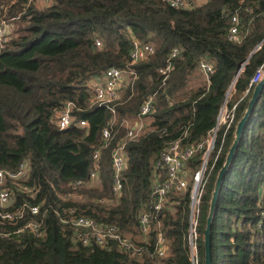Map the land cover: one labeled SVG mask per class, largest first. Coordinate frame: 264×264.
<instances>
[{
    "label": "trees",
    "instance_id": "1",
    "mask_svg": "<svg viewBox=\"0 0 264 264\" xmlns=\"http://www.w3.org/2000/svg\"><path fill=\"white\" fill-rule=\"evenodd\" d=\"M29 2L0 0V20L11 27L0 44V170L13 172L28 164L27 179L11 186L14 203L0 212L23 204L40 210L35 216L24 210L17 225L0 220V264H192L193 182L181 191L171 189L164 207L154 211L151 178L165 145L180 138L188 145L204 139L226 103L235 106L234 119L216 133L195 213V264H203L214 183L255 87L250 81L264 70V0H207L191 10L173 9L162 0H50L42 8ZM234 14L243 36L238 44L228 40ZM134 42L151 45L154 54L131 65ZM175 49L179 54L171 59ZM202 61L213 71L192 89ZM168 64L172 70L164 80L158 70ZM111 68L130 70L135 78L111 107L92 104L87 84ZM148 97L154 98V112L141 135L125 142L127 167L115 199L111 155ZM66 102L74 106V124L59 130L55 115ZM80 121L87 126L79 127ZM104 130L110 134L105 147ZM201 157L197 153L190 160L189 172L198 171ZM96 167V184L74 186L87 182ZM73 209L76 216L115 227L140 256H130L113 240L103 247L76 242L68 223ZM142 210L151 219L145 242L138 230ZM30 220L42 221L41 238L15 234ZM158 234L168 252L156 260L151 255ZM211 264H264V87L220 187Z\"/></svg>",
    "mask_w": 264,
    "mask_h": 264
},
{
    "label": "built area",
    "instance_id": "2",
    "mask_svg": "<svg viewBox=\"0 0 264 264\" xmlns=\"http://www.w3.org/2000/svg\"><path fill=\"white\" fill-rule=\"evenodd\" d=\"M42 2V5L40 2ZM169 7L177 10H191L195 6L193 0H162ZM30 4L35 6L45 7L50 3V0H30ZM230 29L228 32V40L232 43L238 44L241 42L243 36L239 32L240 20L237 14H234L230 18ZM11 27L4 19L0 20V44H5L10 35ZM96 46L100 47L101 42L96 41ZM260 45L256 47V50L260 49ZM154 54V49L149 44L133 43V48L130 54V64L133 65L139 61L146 60L148 57ZM177 49L173 50L170 58L174 59L178 56ZM199 69L208 78L212 73V66L202 61L199 64ZM172 70V65L168 64L164 68H160L158 73L167 79L168 74ZM135 77L130 73V70H121L119 68H111L107 70L103 77L87 84L91 93V103L110 106L120 98V93L125 87H127ZM264 79V70L258 69L254 77L251 79L250 84L256 85ZM163 80V81H164ZM154 98L148 97L140 106L137 114V118L134 120L132 127H128V131L124 141L117 144L111 155V170H112V195L115 199L120 197L123 184L122 174L127 167V157L124 151L125 142L138 138L143 132L144 120L153 114L154 112ZM111 107V106H110ZM74 106L72 103H64L63 107L56 113L55 120L59 130H65L74 123V117L72 112ZM235 106L229 108L226 103L221 107L215 128L202 140L195 144H184L183 138L169 142L165 145L158 156V160L153 169L152 181V206L154 211H159L164 207L167 202V197L171 189L178 191L184 190L189 181L193 182L192 194H191V217L189 221V252L190 261L192 264L196 263V240H197V222L195 220L196 208L201 196V185L204 174L207 169L208 159L214 148L215 137L220 127H228L234 119ZM79 127H86L85 121L77 123ZM128 126V125H127ZM104 147L107 145L110 134L107 130L102 132ZM202 154V163L195 173L190 174L188 171V163L197 154ZM99 157L98 152L94 153L93 159L97 160ZM28 164L23 162L20 164L16 171H3L0 170V209H8L14 203L13 195L11 192V186L22 184L27 179ZM98 180V167H96L89 176L87 182H76L75 187H91L95 181ZM20 187V186H19ZM100 203H104V200H99ZM29 211L30 215H38L40 207L33 205L29 206L23 204L20 208L12 211L0 212V220L9 222L12 225H17L23 216V211ZM69 214L72 216L69 219V224L74 228V239L82 246H90L95 244L103 247L109 240H113L118 243L119 247L130 256H140V249L136 248L134 243L124 239L119 234L118 230L113 226H100L97 225L91 219L84 216H76V211L70 210ZM150 216L142 210L138 215V230L141 238L147 240V236L151 231ZM28 233L33 238H41L44 234L43 223L41 220H30L23 225H19L15 234ZM143 241V242H145ZM168 252L167 245L164 237L161 234L157 235L154 252L151 257L162 259Z\"/></svg>",
    "mask_w": 264,
    "mask_h": 264
},
{
    "label": "water",
    "instance_id": "3",
    "mask_svg": "<svg viewBox=\"0 0 264 264\" xmlns=\"http://www.w3.org/2000/svg\"><path fill=\"white\" fill-rule=\"evenodd\" d=\"M263 87H264V79L260 81L259 83H257L252 91L251 97L248 101L246 111L244 112L242 118L239 120V122L236 125L235 132H234V139L228 150L224 164L220 168L217 174V177L214 183L213 192L211 195V200L209 203V210H208V215H207L206 222H205V229L203 232V250H204L203 264H211V225H212V221H213V217L215 213V208H216V203H217V198L219 195L220 187L224 181L226 172L234 158L238 143L244 132L247 120L252 113V110L261 94Z\"/></svg>",
    "mask_w": 264,
    "mask_h": 264
},
{
    "label": "crops",
    "instance_id": "4",
    "mask_svg": "<svg viewBox=\"0 0 264 264\" xmlns=\"http://www.w3.org/2000/svg\"><path fill=\"white\" fill-rule=\"evenodd\" d=\"M206 1H207V0H193L195 6H197V7H198V6H201V5H203V4H205ZM39 2H40V4L42 5V2H41V1H39ZM198 72H199L198 75L200 76V80H199V81L194 80V81L192 82V84H191L192 89H197V88L199 87V84L207 82V78H206V76L202 73V71L199 70ZM133 122H134V121H132L130 124H132ZM130 124L128 125V127H132ZM97 182H98V180L95 181V182L93 183V185L96 184ZM142 241H145V238L142 237Z\"/></svg>",
    "mask_w": 264,
    "mask_h": 264
},
{
    "label": "rangeland",
    "instance_id": "5",
    "mask_svg": "<svg viewBox=\"0 0 264 264\" xmlns=\"http://www.w3.org/2000/svg\"><path fill=\"white\" fill-rule=\"evenodd\" d=\"M37 8H39V7H37ZM40 8H42V6H40ZM144 126H145V120H144ZM189 172V171H188ZM190 174H192L191 172H189ZM189 184V183H188Z\"/></svg>",
    "mask_w": 264,
    "mask_h": 264
}]
</instances>
